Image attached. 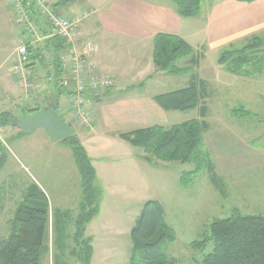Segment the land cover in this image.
<instances>
[{
  "label": "rangeland",
  "instance_id": "rangeland-1",
  "mask_svg": "<svg viewBox=\"0 0 264 264\" xmlns=\"http://www.w3.org/2000/svg\"><path fill=\"white\" fill-rule=\"evenodd\" d=\"M208 2L211 3L213 0H203L201 9ZM50 3L53 4L56 16H68V9L80 6L82 0L70 2L51 0ZM10 5L9 0L6 6L11 15L12 24L14 27L19 24L21 28L22 25L12 13ZM200 38L204 39V35ZM0 40L3 43L0 51V72L5 73L8 78L7 70L14 56L11 57V52L14 46H17L18 40L15 35L11 38L3 37ZM193 42L196 46V41ZM197 52L194 51V54L198 55ZM203 52H206L205 57L201 59L198 55L200 65L192 71L171 76L165 73L164 90L186 87L193 73L199 78L206 79L207 114L201 118L198 108L172 111L169 114L168 124H179L188 120H204L207 123L208 127L203 132V150L214 163L222 189L215 187L209 171L205 168L193 177L191 183L183 185L180 181L181 175L194 170L195 164L178 161L159 162L156 166L148 163L145 166V172L148 174L146 179L142 175L141 182L134 185L135 191L137 190L140 194L138 198L108 199V192L104 193V189L101 188L102 195L99 203L105 200L102 202L103 206L100 204L99 215L91 224L97 235L94 243L96 254L93 264H106L101 261L105 250L110 258L107 264H129L132 249L131 228L148 200L162 201L166 207L167 222L174 230L176 238L164 251L176 264H191L194 260H201L203 255L209 252V246L200 249V247L191 246V243L209 235V227L213 220L227 218L237 213L264 216V63L262 73L253 77L255 79H240L217 66L219 51L207 49ZM41 53L40 57L31 60L33 65L38 66L45 62V58L49 59V53L45 52L46 57L43 50ZM142 60L145 61L144 55ZM187 61L188 58H183L177 65L184 68L188 64ZM146 73L150 71H142L140 74L144 76ZM158 79L157 76H152L144 83H155ZM138 88L139 86H136L134 90ZM149 90L154 89L150 87ZM42 93L38 91L36 94ZM66 95L65 93L62 95L60 107L57 109L59 114L70 103L69 96ZM47 100V97L43 96L39 100V106H47ZM34 106H36L34 102L26 105L16 103L13 99L9 104L11 110L3 111L12 112L20 118L23 112L39 108ZM1 109L3 108L0 107V112ZM74 118L76 123H71V126L77 132V128L83 126L79 124L76 117ZM1 127L3 126H0L2 143L0 157L4 158V162L0 168V227L3 228L0 231V238L6 236L8 231H5L4 227H9L7 221L13 215L16 203L32 180L39 182L45 188L50 216L57 208L69 209L70 219L67 222L66 233L71 234L74 229L73 220L79 212L78 205L82 189L80 175L70 152H67L70 155L69 158L62 155V159L58 161L57 153H60V150L66 151L63 142L50 140L43 144L41 137L45 134L41 128L30 134H24L11 125L4 126L8 130L6 132ZM99 128V125L94 127L95 131ZM66 149L69 151L68 148ZM136 151L142 153L141 148H137ZM130 184L133 187L132 183ZM106 222L108 224L111 222L112 238L108 237L105 243H97L98 236L101 238L103 234L102 225ZM4 240L0 242V245ZM53 240L50 220L47 241L49 251L42 257L41 264H55L54 255L58 252ZM65 243L69 248L65 249L60 261L76 264V258L69 254L73 245L72 240H66ZM104 244L108 245L106 249Z\"/></svg>",
  "mask_w": 264,
  "mask_h": 264
},
{
  "label": "crops",
  "instance_id": "crops-1",
  "mask_svg": "<svg viewBox=\"0 0 264 264\" xmlns=\"http://www.w3.org/2000/svg\"><path fill=\"white\" fill-rule=\"evenodd\" d=\"M8 1L0 0V39L3 37L11 38L15 35L18 40L21 35V28L19 24H16V27L12 24L11 15L6 6ZM82 11L89 12V15L81 22L80 39L77 42L76 50L82 52L85 44L91 43L94 50L91 52L90 59L96 66V72L108 76L113 85L109 89L88 95L86 107L92 115L95 126H93V130L78 127V131L74 130V133L90 157L96 170L98 184L104 189V193L108 192V199H135L140 194L137 190L135 191L134 185L141 182L142 175L146 179L148 174L145 172V166L148 163L141 157L143 152L136 151L137 147L131 146L121 139L119 134L153 125L165 127L174 125L168 124L169 114L173 110H164L153 100L154 95L175 90H164L166 87L164 86L165 72L156 69L153 63V37L158 33L177 35L184 39L194 51H198L201 59L205 57L206 52L203 51L207 49L219 51V55L226 48L241 47L251 38L264 34V0L252 2L213 0L211 3L208 2L196 17L181 16L171 0H82L80 6L75 9H68V16L63 17H70L74 13ZM38 20L42 22V19ZM45 25L49 28L47 22ZM202 35H204V39L200 38ZM193 41H196V46ZM2 44V40H0V51ZM55 45L56 51H59L58 54L66 55L68 53L63 39L58 36L51 40L49 48L45 42L33 47L43 49L45 53L52 50ZM15 47L12 49L11 57L14 55ZM46 55L45 53V57ZM142 55L145 58L144 62ZM12 63L13 58L10 68L7 70L8 78H6L5 73L0 72V107L3 108L1 111L11 110L9 104L13 99L16 103L26 105L34 102L36 105L34 107H40L39 100L43 96L47 97L48 102L51 98H57V109H59L63 93L67 95L68 93L63 89L62 93L54 88L51 78L55 69H53L49 59L46 60L45 58V62L38 66L36 64L31 65L33 87L27 91L21 89L11 77ZM143 63L145 64L142 69ZM217 66L226 71L222 65L218 64ZM147 70L150 73L141 76L140 73ZM261 73L248 76H238L231 73L230 75L235 78L250 79ZM152 76H157L159 79L155 83H144ZM169 76L171 75L169 74ZM203 80L206 81V79ZM136 86L139 88L134 90ZM150 87L154 90L150 91ZM38 91L43 93L36 94ZM61 114L70 125L76 123L75 116L70 109V103ZM98 125L100 128L95 131L94 127H98ZM1 128L4 132L8 131L4 126ZM44 134L41 140L43 144H46V142H50V138L45 132ZM64 148L66 151L60 150V153H57L58 161L62 159V155L69 158L70 155L67 152H70L73 158L71 150L66 145ZM31 183L37 184L48 198L45 188L39 182L32 180ZM21 199L18 200L16 206ZM102 202L100 203L101 206H103ZM160 202L163 205L167 222L166 207L162 201ZM111 205L113 206V204ZM57 209L69 210L61 207ZM99 211L97 215H99ZM13 215L7 221L9 227H4L5 231L8 232L6 236L0 238V242L7 238L13 230ZM97 215L86 225L85 229V236L91 239L92 245L90 264L94 262L96 254L94 243L97 236L91 224ZM102 229L101 238L104 242L98 236L97 243H105L108 237L112 238L111 222L110 224L108 222L103 224ZM2 230L3 228L0 227V231ZM104 247L106 249L108 245L104 244ZM109 260V255L105 250L101 256V261L107 264ZM75 262L77 264V260Z\"/></svg>",
  "mask_w": 264,
  "mask_h": 264
},
{
  "label": "trees",
  "instance_id": "trees-1",
  "mask_svg": "<svg viewBox=\"0 0 264 264\" xmlns=\"http://www.w3.org/2000/svg\"><path fill=\"white\" fill-rule=\"evenodd\" d=\"M178 13L183 17H196L200 14L203 0H171ZM252 2L255 0H238ZM54 36L45 41L48 48ZM31 60L41 56V50L28 46ZM51 57L54 74V88L61 90L58 80L63 74L59 62V51L56 45L47 51ZM35 55H34V54ZM33 55V56H31ZM44 56V55H43ZM152 58L156 69L170 75L190 72L198 66L199 56L193 48L177 35L158 33L153 37ZM188 58V64L180 68L177 63ZM217 63L229 73L248 76L262 72L264 63V34L255 36L241 47H229L221 51ZM207 82L195 73L191 75L189 84L180 89L153 96V100L164 110L185 111L198 108L201 118L207 114L205 99L207 98ZM57 103L51 98L48 103ZM42 107L23 112L34 113ZM16 117L12 112H0V126L12 125ZM208 127L204 120H188L169 127L153 125L120 133L119 137L131 146L142 149V159L156 166L159 162L178 161L194 163L192 171L181 175L183 185L191 183L193 177L202 169H207L211 181L219 190L222 183L216 173L211 157L203 150V132ZM72 152L81 181V199L79 212L73 220V232L66 233L70 211L56 209L50 219L49 201L46 194L35 183H31L24 191L13 215V230L0 245V264H41L42 257L48 253V227L54 235L55 264H66L61 260L65 252L66 240H72L70 256L75 257L77 264H90L92 256L91 239L85 236L86 225L97 215L100 206L102 189L98 184L96 170L84 146L74 133L62 140ZM0 141V147H1ZM4 158L0 157V168ZM210 233L200 241L191 243L193 247L209 252L201 260L191 264H264V216L234 214L233 216L215 219L210 224ZM132 249L129 264H176L165 254V248L175 240L172 227L166 222L163 205L158 200L144 203L141 213L131 228Z\"/></svg>",
  "mask_w": 264,
  "mask_h": 264
},
{
  "label": "built area",
  "instance_id": "built-area-1",
  "mask_svg": "<svg viewBox=\"0 0 264 264\" xmlns=\"http://www.w3.org/2000/svg\"><path fill=\"white\" fill-rule=\"evenodd\" d=\"M10 2L12 13L22 25L11 67L13 80L21 89L26 91L31 89L33 71L28 46L35 47L54 36L61 37L68 53L59 54V64L63 74L58 80V86L67 91L70 109L79 124L91 130L93 118L86 107L87 97L108 89L112 81L109 77L96 72V66L90 59L94 50L91 43H86L82 52L76 50L80 39L81 22L88 17L89 12L82 11L70 17H63L54 14L53 4L49 0H10ZM41 18H43L42 22L37 20ZM45 22L49 28L46 27ZM49 60L51 61L50 55ZM51 80L53 81L52 78Z\"/></svg>",
  "mask_w": 264,
  "mask_h": 264
},
{
  "label": "water",
  "instance_id": "water-1",
  "mask_svg": "<svg viewBox=\"0 0 264 264\" xmlns=\"http://www.w3.org/2000/svg\"><path fill=\"white\" fill-rule=\"evenodd\" d=\"M12 125L24 134H30L41 128L52 142L62 141L74 134L73 127L65 121L62 114L57 113V103L51 102L37 112L26 113L20 118H14Z\"/></svg>",
  "mask_w": 264,
  "mask_h": 264
}]
</instances>
